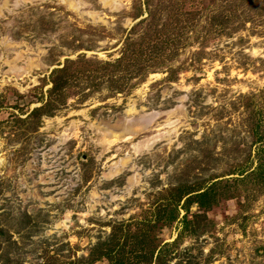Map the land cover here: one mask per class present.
<instances>
[{
  "label": "rangeland",
  "instance_id": "obj_1",
  "mask_svg": "<svg viewBox=\"0 0 264 264\" xmlns=\"http://www.w3.org/2000/svg\"><path fill=\"white\" fill-rule=\"evenodd\" d=\"M145 1L0 0V264H264V0Z\"/></svg>",
  "mask_w": 264,
  "mask_h": 264
},
{
  "label": "trees",
  "instance_id": "obj_2",
  "mask_svg": "<svg viewBox=\"0 0 264 264\" xmlns=\"http://www.w3.org/2000/svg\"><path fill=\"white\" fill-rule=\"evenodd\" d=\"M146 6H148V1H145ZM230 9H232V14H234V8L235 5L234 3H230L228 5ZM224 10V9H223ZM223 11L220 10L217 13H213L209 18V27L215 26L217 24L218 30L222 28V25L226 23V20L228 19L227 15L222 13ZM194 13L195 11H183L182 17L179 15L180 11L177 9H173L171 12L172 18H169L166 20V23L169 21V24H172L171 26V31H172V36L170 39L167 37H164L163 39L160 40V43L164 42L166 39H168L167 42H171L174 40L178 39V36L181 34L184 28L188 26H192L193 18H194ZM136 15V14H135ZM230 15V14H229ZM154 19V18H153ZM150 20L148 21V24L146 25L145 29L138 33L136 37H126L124 39V47L122 50H120V55L116 57L113 61V63L109 61H104L102 66L105 68L106 72L109 71H115V68L120 67L119 63H123L125 67H129L131 64H135L136 67L141 65L142 61L141 59L149 58L148 60H151L154 58L152 54V49L151 47L153 46L152 43L157 42L163 35V31L161 29L162 23L157 26V21L155 20ZM140 21V20H138ZM171 21V22H170ZM138 23L135 22L131 29L134 30V25ZM165 23V22H164ZM162 35V36H161ZM172 42V43H173ZM161 49H163V45H159ZM155 48V47H154ZM161 52V50L159 51ZM153 53H157L156 51ZM65 69L66 65L63 63L60 67H55L50 70V74H54V79H51V85L49 87V91H54L59 89L60 87H63L64 83H67L69 76L71 73H68V75H65ZM52 74V75H53ZM38 107L32 108L31 111H36ZM257 133V132H256ZM256 138H259L257 135ZM263 160H259V162L256 164V167L246 171L241 177L243 176H248V178H253L252 181L254 180V177L256 180H261L264 179V164H262ZM242 173V172H241ZM198 190V189H196ZM190 191H185L184 194L189 193ZM195 194V200L199 205L205 206L207 205V196L212 195V191L210 186H207L203 188L202 190L194 192ZM169 218H174L173 214H170ZM104 254V253H103ZM108 253H106L107 255ZM108 256V255H107ZM110 264H119L118 261H113L110 262Z\"/></svg>",
  "mask_w": 264,
  "mask_h": 264
}]
</instances>
